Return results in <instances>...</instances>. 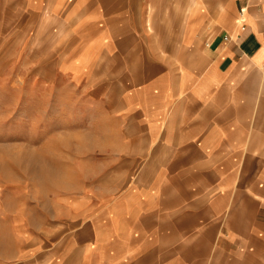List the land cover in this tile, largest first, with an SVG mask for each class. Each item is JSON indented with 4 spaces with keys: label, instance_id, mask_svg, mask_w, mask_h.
Returning a JSON list of instances; mask_svg holds the SVG:
<instances>
[{
    "label": "crops",
    "instance_id": "crops-1",
    "mask_svg": "<svg viewBox=\"0 0 264 264\" xmlns=\"http://www.w3.org/2000/svg\"><path fill=\"white\" fill-rule=\"evenodd\" d=\"M7 2L73 27L77 70L120 75L121 118L151 143L108 196V264H264V0Z\"/></svg>",
    "mask_w": 264,
    "mask_h": 264
},
{
    "label": "rangeland",
    "instance_id": "rangeland-1",
    "mask_svg": "<svg viewBox=\"0 0 264 264\" xmlns=\"http://www.w3.org/2000/svg\"><path fill=\"white\" fill-rule=\"evenodd\" d=\"M6 6L0 8V254L28 251L33 264H108L107 200L134 183L152 158L151 143L135 137V121L121 118L120 91L111 89L120 75L103 63L77 70L73 27L60 25L54 11L44 18L42 10Z\"/></svg>",
    "mask_w": 264,
    "mask_h": 264
},
{
    "label": "built area",
    "instance_id": "built-area-1",
    "mask_svg": "<svg viewBox=\"0 0 264 264\" xmlns=\"http://www.w3.org/2000/svg\"><path fill=\"white\" fill-rule=\"evenodd\" d=\"M223 40H224L225 42H227L229 39H228L227 36H225V37H223Z\"/></svg>",
    "mask_w": 264,
    "mask_h": 264
}]
</instances>
